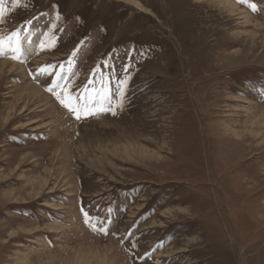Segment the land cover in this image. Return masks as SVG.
Here are the masks:
<instances>
[{"label":"rangeland","instance_id":"374dc122","mask_svg":"<svg viewBox=\"0 0 264 264\" xmlns=\"http://www.w3.org/2000/svg\"><path fill=\"white\" fill-rule=\"evenodd\" d=\"M4 7L34 48L0 52V264H264V0ZM74 49L78 91L129 76L116 115L76 121L30 74Z\"/></svg>","mask_w":264,"mask_h":264},{"label":"snow or ice","instance_id":"6c2138e0","mask_svg":"<svg viewBox=\"0 0 264 264\" xmlns=\"http://www.w3.org/2000/svg\"><path fill=\"white\" fill-rule=\"evenodd\" d=\"M5 0H0V24L5 22V12L4 7ZM22 0H12L14 7L21 6ZM243 2V0H241ZM255 9V4L252 5ZM30 24L31 21H28ZM53 28L56 26L53 25ZM20 28H17L8 33L7 37L0 35V52L3 51L5 46V40L7 39L8 50L15 53H22V36ZM46 35V34H45ZM45 40H41L39 46L43 49L45 47ZM49 44H52V41H48ZM77 55V50H73L67 61L60 62L58 64L49 63L47 65H38L34 69H30V74L33 78H38L39 76H44L49 79L47 85V90L50 93L55 94L56 100L60 105L67 109L70 116H72L76 121H81L87 119L90 116L101 114V113H110L116 115L117 111L123 107V100L126 99V85L129 80V76L125 75L117 79L115 88L111 86V81L105 80L102 76V69L96 68L90 78L87 81V84L84 86V91H78L77 85L72 80V72L69 68L68 71H65V64L71 65L72 59ZM106 67L111 68V65H106ZM51 69V71H49ZM127 71V70H126ZM101 75V79L97 80L95 77ZM58 77V79H57ZM95 85V87H93ZM65 97H68L66 100ZM116 98L117 103L113 104V98ZM74 101V102H73ZM102 102L107 103V107L97 108V104ZM83 211L85 217V223L88 224L93 230L100 232L103 235H108L110 232V219H101L98 217H90L87 211ZM130 235V234H129ZM129 243L133 248L137 246L135 241L129 240Z\"/></svg>","mask_w":264,"mask_h":264},{"label":"bare ground","instance_id":"6f19581e","mask_svg":"<svg viewBox=\"0 0 264 264\" xmlns=\"http://www.w3.org/2000/svg\"><path fill=\"white\" fill-rule=\"evenodd\" d=\"M33 48H34V43L33 42H31V43H29L28 45H26V46H23L22 47V55H26V54H28L29 52H31L32 50H33ZM43 59V58H42ZM39 60H41V59H39ZM41 62H42V60H41ZM17 69V68H16ZM174 75V74H173ZM241 142V141H240ZM241 144V143H240ZM214 161V160H213ZM210 177V176H209ZM200 181V180H199ZM172 257V256H171Z\"/></svg>","mask_w":264,"mask_h":264}]
</instances>
